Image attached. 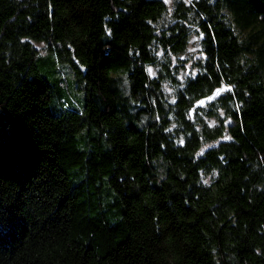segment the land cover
<instances>
[{
	"label": "trees",
	"instance_id": "1",
	"mask_svg": "<svg viewBox=\"0 0 264 264\" xmlns=\"http://www.w3.org/2000/svg\"><path fill=\"white\" fill-rule=\"evenodd\" d=\"M0 264H264V0H0Z\"/></svg>",
	"mask_w": 264,
	"mask_h": 264
},
{
	"label": "rangeland",
	"instance_id": "2",
	"mask_svg": "<svg viewBox=\"0 0 264 264\" xmlns=\"http://www.w3.org/2000/svg\"><path fill=\"white\" fill-rule=\"evenodd\" d=\"M173 0L170 4H167L169 9H172ZM200 37L197 34H194L192 37L189 46L187 48L186 53L182 55L183 59H190V63L194 61L199 55H200ZM40 47H43L44 44H39ZM191 68L192 73L196 71V68H193L192 66H187ZM190 70V71H191ZM188 71L187 73H190ZM185 72V71H183ZM183 72L181 76H183ZM41 74L55 83V81H60L63 83V91L68 94L70 97L71 103L69 104L71 109L73 110H80L84 107V93L79 89L76 78L69 68L66 66H61L58 63L53 64L52 62L47 63L46 66H41ZM167 90L172 92L171 88L167 86ZM68 104H65V106H69ZM79 106V107H78ZM213 122V121H211Z\"/></svg>",
	"mask_w": 264,
	"mask_h": 264
},
{
	"label": "water",
	"instance_id": "3",
	"mask_svg": "<svg viewBox=\"0 0 264 264\" xmlns=\"http://www.w3.org/2000/svg\"><path fill=\"white\" fill-rule=\"evenodd\" d=\"M228 87L222 85L220 86L219 88H217L216 90H214L213 93H211L210 95L202 98L201 100H199L198 102H196V106H200V105H203V104H207L211 101H214L215 99L218 98L219 94L222 92V91H219L221 89H224L226 90Z\"/></svg>",
	"mask_w": 264,
	"mask_h": 264
},
{
	"label": "snow or ice",
	"instance_id": "4",
	"mask_svg": "<svg viewBox=\"0 0 264 264\" xmlns=\"http://www.w3.org/2000/svg\"><path fill=\"white\" fill-rule=\"evenodd\" d=\"M164 2L165 3H167V4H170L171 2H172V0H164ZM187 2H191V0H187ZM150 73L152 72V70L151 69H149L148 70ZM224 89H221V90H219V91H223ZM226 139H228L227 137H226Z\"/></svg>",
	"mask_w": 264,
	"mask_h": 264
}]
</instances>
